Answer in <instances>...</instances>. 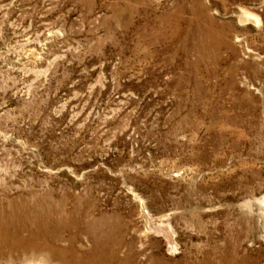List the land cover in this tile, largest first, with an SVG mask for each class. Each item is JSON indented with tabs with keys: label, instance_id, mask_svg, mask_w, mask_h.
I'll return each mask as SVG.
<instances>
[{
	"label": "rangeland",
	"instance_id": "1",
	"mask_svg": "<svg viewBox=\"0 0 264 264\" xmlns=\"http://www.w3.org/2000/svg\"><path fill=\"white\" fill-rule=\"evenodd\" d=\"M11 212L71 264H264V0H0Z\"/></svg>",
	"mask_w": 264,
	"mask_h": 264
},
{
	"label": "bare ground",
	"instance_id": "2",
	"mask_svg": "<svg viewBox=\"0 0 264 264\" xmlns=\"http://www.w3.org/2000/svg\"><path fill=\"white\" fill-rule=\"evenodd\" d=\"M257 213H258V215H256L255 218L258 221L259 220L263 221L264 215L259 214V212H257ZM40 214H36L32 219H29V220H28V216H26V217L24 216V220L26 222L23 224V226L21 225V227H11L7 224V221H9V219L12 218V216L14 215L13 212H11V215L9 214L10 215L9 217L5 216L4 213H0V260L6 259L8 261V260L19 259L21 257L22 262L28 263V262L35 261L38 259V257L42 256V257H44L45 260L51 261L54 259L59 264H71V260L75 258V257L73 258V256H75L74 255L75 250L73 251V249L71 248L72 246L67 247V248L58 247L57 243L62 240L61 236L59 234L60 232L58 233V231H60V230H58V229H57L58 231L56 229H55L56 231L50 230L51 232L49 234H47L48 233L47 229H46L47 228V221L46 220L44 221L43 216H41ZM14 219H16V217ZM67 219L69 220V218H63V220L65 221V224L71 222V221L68 222ZM64 221H62V222H64ZM29 222H32V225H33L32 228L28 227ZM99 223H101V222L99 221ZM71 224H72V222H71ZM66 226H67V224H66ZM92 227H93V225H92ZM104 227H106V226H104ZM60 228H62V227H60ZM94 229H95V227H94ZM95 232H97V231H95ZM99 233H101V232H99ZM91 234H93V233H91ZM107 242H108V240H107ZM93 244H94V241H93ZM99 250H101V249H99ZM100 255H102V254H100ZM111 258H112V256H111ZM98 259H100V258H98ZM205 261L207 262V260H205ZM99 262H101V261H99ZM232 264H236V262L232 261Z\"/></svg>",
	"mask_w": 264,
	"mask_h": 264
}]
</instances>
